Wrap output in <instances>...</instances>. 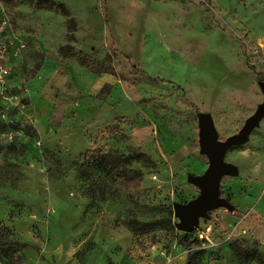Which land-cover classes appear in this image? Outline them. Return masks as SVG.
Wrapping results in <instances>:
<instances>
[{
  "label": "rangeland",
  "instance_id": "374dc122",
  "mask_svg": "<svg viewBox=\"0 0 264 264\" xmlns=\"http://www.w3.org/2000/svg\"><path fill=\"white\" fill-rule=\"evenodd\" d=\"M0 6L9 18L0 34L9 43L8 90L20 85L26 104L14 111L0 98L12 128L24 134L0 143V239L37 237L40 251L61 249L66 264H129L133 251V262L182 264L187 248L173 203L197 195L187 174L199 175L207 164L198 153V115L210 114L223 139L264 100V0H0ZM82 53L109 58L113 74L91 72ZM38 73L46 75L37 87L31 80ZM104 75L111 81L101 82ZM90 148L146 152L155 166L143 168L141 180L91 169L81 177ZM224 154L237 168L219 182L233 209L208 212L189 232L192 263L264 264L245 262L230 248L242 255V243L264 253V118L247 143ZM28 254L0 249V264H22Z\"/></svg>",
  "mask_w": 264,
  "mask_h": 264
},
{
  "label": "water",
  "instance_id": "95a60500",
  "mask_svg": "<svg viewBox=\"0 0 264 264\" xmlns=\"http://www.w3.org/2000/svg\"><path fill=\"white\" fill-rule=\"evenodd\" d=\"M259 88L264 96V80L259 82ZM262 118H264V100L256 106L254 112L245 119L236 133L220 139L212 116L207 113L198 115V153L206 157L207 164L201 174L196 175L191 172L187 174V181L198 189L197 195L186 203L178 201L173 203V215L178 218L175 222L177 230L185 233L197 230L199 219H208V212L217 208L232 211L233 205L220 195L219 182L223 176L236 175L237 168L232 163L224 161V153L231 147L247 143L250 133L258 127Z\"/></svg>",
  "mask_w": 264,
  "mask_h": 264
},
{
  "label": "trees",
  "instance_id": "16d2710c",
  "mask_svg": "<svg viewBox=\"0 0 264 264\" xmlns=\"http://www.w3.org/2000/svg\"><path fill=\"white\" fill-rule=\"evenodd\" d=\"M81 62H83L86 66H88L94 72H106L112 73V67L110 64L109 58H105V60H94L91 59L87 54L82 53L80 55ZM264 80V76L260 77V82ZM3 106L0 105V131L10 130L13 126L12 118H1V110ZM131 153V154H130ZM129 154H121L118 152L110 153L100 151L98 153H93L92 148L87 150L84 156V161L81 166L78 168V172L81 177L88 176L91 170H95L96 172L105 173L106 176L111 179H121L128 180L133 177H137L139 180L143 179L145 175V171L143 168H151L155 166L153 159L145 152L133 150ZM132 160H135L137 163H140L141 166L139 168H134L131 166ZM131 172L133 174H131ZM223 176L222 178H224ZM221 178V179H222ZM220 179V181H221ZM222 189V188H221ZM220 189V195H221ZM222 196V195H221ZM226 198V197H224ZM228 200V198H226ZM179 242L183 244L187 248V261L185 264H194L192 263L193 259V251L191 247L190 233L180 232L179 234ZM33 249L37 251L39 256H43L42 252L37 248V246L30 244L28 242H21L17 240H1L0 239V249ZM232 252L235 253L236 257L243 258L242 260L248 262L250 259H260L264 260V253L261 254L257 249H243V244L240 243L239 248H241L242 255H239V249H235L230 245Z\"/></svg>",
  "mask_w": 264,
  "mask_h": 264
},
{
  "label": "built area",
  "instance_id": "2783aa9c",
  "mask_svg": "<svg viewBox=\"0 0 264 264\" xmlns=\"http://www.w3.org/2000/svg\"><path fill=\"white\" fill-rule=\"evenodd\" d=\"M3 11V8L0 6V34L3 32V30L9 25V18L8 16H5ZM9 43H5V41L0 40V98L4 101H6L8 104L13 107L12 109L15 110H24L26 107V104L23 103L21 98V86L16 85V92L11 93L10 90H8V76L10 73V66L4 65V58L7 56L8 53V45ZM19 46L18 48H22L24 45L22 42H18ZM6 107H3L1 110V118L6 119L5 115ZM23 131L21 129H13L6 131H0V143H10L15 138L23 136ZM41 144L40 140H34L32 143V146L34 148L39 149ZM198 230V229H197ZM196 230V231H197ZM201 235V234H200Z\"/></svg>",
  "mask_w": 264,
  "mask_h": 264
},
{
  "label": "crops",
  "instance_id": "0c3cea01",
  "mask_svg": "<svg viewBox=\"0 0 264 264\" xmlns=\"http://www.w3.org/2000/svg\"><path fill=\"white\" fill-rule=\"evenodd\" d=\"M65 64V69L67 68V70L70 72V74H68V77H72L71 75V63H68V60H67V62L66 63H64ZM64 64L62 63V65L64 66ZM46 66H47V63H43L42 65H41V67H39V72H42L43 70H45L46 71V69H44V68H46ZM88 67V66H87ZM89 68V67H88ZM58 69H60V68H57L56 70H55V72H57L58 71ZM90 69V68H89ZM48 71V70H47ZM90 71L91 72H94L93 70H91L90 69ZM54 72V73H55ZM94 73H96V72H94ZM98 73V72H97ZM96 73V74H97ZM101 73H106V72H101ZM41 74V75H40ZM38 73V76H35L32 80H31V82L34 84V85H37V87L39 86V84L41 83L40 82V80H38V77L39 76H41L42 77V75L43 76H45L46 74H43V73ZM56 74V73H55ZM107 74H109V75H112L113 73H107ZM100 81L101 82H110L111 81V78L109 77V76H106V75H104V76H102V77H100ZM58 97L56 98H54V100H56V101H58V102H63V101H65L64 100V98L65 97H63V95H61V94H56ZM42 96H44V98H46V96H45V94L44 95H42ZM43 98V99H44ZM44 102H46V100L44 99ZM50 102H52L51 100L48 102V103H50ZM60 107H61V109H62V112H60L61 114H63V112L65 111V109H64V106H62V105H60ZM66 108H68V107H66ZM49 148L50 149H53V148H51V146L49 145ZM22 242H25V241H22ZM26 242H28V243H30V244H33V245H35V246H37V248H39L40 249V246H41V242L39 241V239L37 238V237H34L33 236V238L32 239H30V240H27ZM55 245V244H54ZM58 249H59V247H58ZM19 250H21V251H24V252H29V254H28V256H27V259L25 260V262H22V264H66V263H64L66 260H68V257L67 256H65L64 254H62V251H61V249H59L58 250V253L57 254H47V253H45L46 251H45V249L43 250V249H41V251H42V254H43V256H39L38 255V253H37V251H35V250H33V249H29V248H26V249H19ZM63 250V249H62ZM139 251H138V254L140 253V255L142 254L141 253V250L140 249H138ZM137 251H133V254H132V252H131V256L132 255H134V253H136ZM130 253V252H129ZM131 256H128L127 258H125L127 261H129L128 263L129 264H142L140 261H136V262H133V261H135V259L132 261L131 260ZM186 257H187V253H180L179 254V259H180V262L182 263V264H185V262L187 261V259H186ZM68 262V261H67Z\"/></svg>",
  "mask_w": 264,
  "mask_h": 264
}]
</instances>
